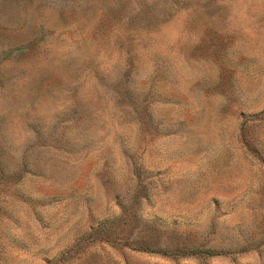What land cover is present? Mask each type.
<instances>
[{"label":"rangeland","instance_id":"374dc122","mask_svg":"<svg viewBox=\"0 0 264 264\" xmlns=\"http://www.w3.org/2000/svg\"><path fill=\"white\" fill-rule=\"evenodd\" d=\"M0 264H264V0H0Z\"/></svg>","mask_w":264,"mask_h":264}]
</instances>
